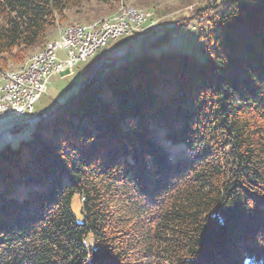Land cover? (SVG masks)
I'll return each instance as SVG.
<instances>
[{"label": "trees", "instance_id": "1", "mask_svg": "<svg viewBox=\"0 0 264 264\" xmlns=\"http://www.w3.org/2000/svg\"><path fill=\"white\" fill-rule=\"evenodd\" d=\"M120 1L0 0V75ZM190 21L204 61L153 53ZM117 60L0 150V264H264V0L209 1Z\"/></svg>", "mask_w": 264, "mask_h": 264}, {"label": "rangeland", "instance_id": "2", "mask_svg": "<svg viewBox=\"0 0 264 264\" xmlns=\"http://www.w3.org/2000/svg\"><path fill=\"white\" fill-rule=\"evenodd\" d=\"M209 1L219 3V0H122L117 7L105 12L97 20L87 23L86 25H94L99 21L116 18L122 9L126 8L138 10L147 15L146 21L137 32L110 42L94 57L78 64L71 72L52 77L47 84L45 94L34 105L32 113L26 114L20 119L16 117L0 119V150L6 144L17 148L21 142L31 140L33 133L41 128L39 122L43 123L49 115L73 97L79 86L83 84L86 75L92 73L93 64L100 57H117L116 65L127 62L137 54V51L158 38L165 28L174 25L177 19L190 17L192 13L205 6ZM105 10L102 9V11ZM190 23L189 26L172 31L164 39L157 41L152 48L153 53H168L177 49L193 56L197 61H204L206 58L199 47L197 24L193 21ZM70 24L71 22L62 23L51 33L47 41L57 38L59 30ZM129 52L132 53L129 54ZM21 66L12 67L14 69L9 68L7 72L17 71ZM3 75H0V86L3 83ZM81 206L79 195H75L71 200L70 208L78 223L82 218Z\"/></svg>", "mask_w": 264, "mask_h": 264}, {"label": "bare ground", "instance_id": "3", "mask_svg": "<svg viewBox=\"0 0 264 264\" xmlns=\"http://www.w3.org/2000/svg\"><path fill=\"white\" fill-rule=\"evenodd\" d=\"M134 15H142L141 17H133ZM119 16L107 21H99L94 25H82V26H65L61 28L58 32L57 38L49 41L42 50L36 54L31 55L24 64L17 71L7 72L2 77V85L0 86V98L3 97V92L6 89V80L13 79V77H19L22 82V87H29V80L31 78L32 72L34 75H42L46 67L52 66V62L62 56H70L75 54H80L84 51V44L93 45L94 35L97 33H104L105 29H114L125 23L126 26L118 27V33H110L100 45L90 51V54L87 55L82 62L89 60L94 57L96 53L105 48L110 42H113L119 39L122 36H126L132 32H137L141 29L142 25L147 19V15L142 12L134 9H122V12L118 14ZM77 35H73L76 33ZM73 35L74 44H63L60 51L51 50L52 46L55 44L62 43V36ZM59 54V55H58ZM80 62V63H82ZM42 95H38V100ZM1 108L10 107L9 99L0 100ZM34 106L29 107V114L33 112ZM28 113H18L14 114V117L21 118Z\"/></svg>", "mask_w": 264, "mask_h": 264}, {"label": "built area", "instance_id": "4", "mask_svg": "<svg viewBox=\"0 0 264 264\" xmlns=\"http://www.w3.org/2000/svg\"><path fill=\"white\" fill-rule=\"evenodd\" d=\"M142 15H134L133 17H141ZM126 26L125 23L118 25V27ZM118 27L114 29H105L104 33H97L94 35L93 45L84 44V51L80 54L70 56H60L59 59L52 62V66L46 67L42 75H34L32 72L29 80V87H22V82L19 77H13V79L6 80V89L3 92L1 99H9L10 107H0V119L6 117H14V114L28 113L29 107L34 106L38 101V95H43L46 92L47 84L49 80L66 72H71L82 60L90 54V51L96 49L101 41H103L110 33H118ZM73 35H77L73 33ZM73 35L62 36V43L55 44L51 50L60 51L63 44H74Z\"/></svg>", "mask_w": 264, "mask_h": 264}, {"label": "crops", "instance_id": "5", "mask_svg": "<svg viewBox=\"0 0 264 264\" xmlns=\"http://www.w3.org/2000/svg\"><path fill=\"white\" fill-rule=\"evenodd\" d=\"M61 55V54H60Z\"/></svg>", "mask_w": 264, "mask_h": 264}, {"label": "water", "instance_id": "6", "mask_svg": "<svg viewBox=\"0 0 264 264\" xmlns=\"http://www.w3.org/2000/svg\"><path fill=\"white\" fill-rule=\"evenodd\" d=\"M20 119V118H19Z\"/></svg>", "mask_w": 264, "mask_h": 264}]
</instances>
